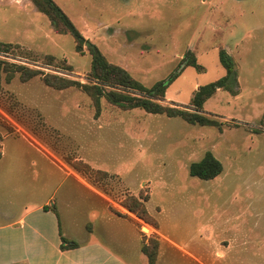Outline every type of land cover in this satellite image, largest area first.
Masks as SVG:
<instances>
[{
    "label": "rangeland",
    "instance_id": "374dc122",
    "mask_svg": "<svg viewBox=\"0 0 264 264\" xmlns=\"http://www.w3.org/2000/svg\"><path fill=\"white\" fill-rule=\"evenodd\" d=\"M55 1L110 62L143 84L179 72L163 104L191 107L200 85L225 75L222 47L238 64V92L218 89L204 103L219 125L126 109L105 97L97 108L81 87L58 89L44 80L51 74L87 82L88 44L78 51L75 38L59 33L31 0H0V41L15 46L1 57L42 71L29 80L17 73L9 82L2 74L1 147L9 155L18 142L2 141L5 136L25 135L54 156L59 171L84 177L89 186L72 185L64 208L80 214L89 231L108 208L99 191L107 193L115 201L109 208L121 216V241L114 246L129 264L147 263L142 246L151 238L159 240L156 264H264V0ZM191 53L202 70L186 66ZM207 151L222 161L223 172L208 180L192 176L191 163ZM55 177L58 184L59 172L51 185L45 176L35 181V200L47 198ZM132 196L157 227L123 205ZM75 200L82 204L73 206ZM75 225L63 222L71 239L97 238L96 231L85 234Z\"/></svg>",
    "mask_w": 264,
    "mask_h": 264
},
{
    "label": "crops",
    "instance_id": "0c3cea01",
    "mask_svg": "<svg viewBox=\"0 0 264 264\" xmlns=\"http://www.w3.org/2000/svg\"><path fill=\"white\" fill-rule=\"evenodd\" d=\"M8 138L18 142L19 148L8 155L3 145L1 147L0 264H129L119 248L114 246V244L119 245L121 241L117 231V228L120 229L117 222H120L121 216L109 208L110 200H114L107 197V193L99 191L103 199L109 200L108 208L100 210V218H97L98 226L94 232L85 229V222L80 219V214L77 212L76 214L73 210L70 214L64 208L66 198L72 196V185L83 187L86 183L85 178L78 175L74 177L60 166L61 171H59L54 156L40 149L25 135L5 136L2 141ZM53 172L55 175L57 172L60 173V182L57 184L55 177L52 188L47 192V198L43 201L35 200V193L40 195V190H35V181L45 176L51 185ZM86 184L89 186V183ZM62 188L65 192L58 199L57 192ZM76 202L78 201L75 200L73 206L82 204V201ZM53 206L57 209L59 217ZM64 214L66 217H62ZM67 219L72 224H76L75 226L82 224L85 234L96 231L97 238L77 241L80 246L63 250L61 232L65 237L73 240L63 228V222L67 223ZM68 225L72 229L71 224ZM143 228L147 232L152 229L151 226Z\"/></svg>",
    "mask_w": 264,
    "mask_h": 264
},
{
    "label": "trees",
    "instance_id": "16d2710c",
    "mask_svg": "<svg viewBox=\"0 0 264 264\" xmlns=\"http://www.w3.org/2000/svg\"><path fill=\"white\" fill-rule=\"evenodd\" d=\"M31 1L40 12L48 16L52 25L59 33H70L75 38L78 51L83 52V47L86 43L92 54L91 69L87 82L83 83L79 80L51 74L44 75L45 82L58 89L74 85L79 86L91 95L97 108L100 107L101 98L105 97L112 104L126 109L141 107L152 113H165L170 117L180 116L193 124L219 125L220 122L218 120L211 118L205 113L203 109L204 103L218 89H224L233 94L238 92V64L233 55L225 47H222L219 55L220 61L226 69L225 75L217 80L200 85L191 99V107L185 106L190 107V109L163 104L161 101L165 99L168 87L179 76V72L171 74L168 78L158 80L151 86H147L133 77L122 66L110 62L95 43L84 37L76 24L55 0ZM13 47L15 46L12 43L0 41V82L2 74L5 75V80L9 82L17 73H19L22 80H29L37 74L42 73L38 69H33L16 62H10L1 57L9 56ZM47 58L52 59L53 57L48 55ZM186 66H193L198 70H202L203 68L193 53L186 60ZM84 166L90 169L89 165ZM74 167L79 168L77 165H74ZM223 170L224 165L222 161L211 151H207L200 160L192 162L190 165V174L192 176L206 180L217 177ZM97 173L104 176L108 174L104 170H99ZM123 205L139 218L155 227L158 226L157 221L149 217V211L143 201L137 197H130L123 202ZM53 209L59 217L57 209L54 206ZM61 238V248L63 250L80 246L79 242L68 239L62 232ZM150 240V243L143 244L142 251L147 256V264H156L159 254V240L156 238H151Z\"/></svg>",
    "mask_w": 264,
    "mask_h": 264
}]
</instances>
